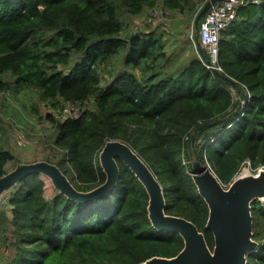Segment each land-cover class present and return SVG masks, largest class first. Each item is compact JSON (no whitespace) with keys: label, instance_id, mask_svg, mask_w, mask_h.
Returning a JSON list of instances; mask_svg holds the SVG:
<instances>
[{"label":"trees","instance_id":"1","mask_svg":"<svg viewBox=\"0 0 264 264\" xmlns=\"http://www.w3.org/2000/svg\"><path fill=\"white\" fill-rule=\"evenodd\" d=\"M205 2L0 0V91L35 89L57 110L67 102L83 103L79 117L56 120L52 110L47 113L62 152L56 164L75 187L90 191L103 184L101 151L108 141H124L162 183L166 212L194 222L214 249L210 209L192 177L193 166L210 164L228 185L248 161L255 169L264 165V2L241 7L222 33L219 74L205 64L209 55L200 39L198 54L171 72L163 65L169 58L162 33L122 36L124 14L139 16L161 3L191 22ZM124 49L123 67L109 69L107 80L104 69ZM75 59L80 61L72 67ZM8 73L14 82L4 79ZM246 98L245 106L240 99ZM15 159L0 148V177ZM118 162L116 187L88 203L58 190L48 198L41 174L21 181L0 207V264H140L179 254L184 238L152 225L146 188ZM252 213L259 246L246 264H264L259 200Z\"/></svg>","mask_w":264,"mask_h":264},{"label":"water","instance_id":"2","mask_svg":"<svg viewBox=\"0 0 264 264\" xmlns=\"http://www.w3.org/2000/svg\"><path fill=\"white\" fill-rule=\"evenodd\" d=\"M226 0H206L199 10L195 25L210 8ZM264 2V0H261ZM219 74L218 70H215ZM120 158L137 176L149 194V218L160 231L177 232L185 241L183 250L174 257H152L140 264H246L248 253L258 248L254 239L252 204L264 205V169L258 174L236 175L230 185H224L210 164L196 161L192 177L199 193L207 202L210 213L207 228L215 237L214 249L205 234L191 220L166 212L164 187L144 159L128 143L108 141L100 154L106 181L90 191H80L61 167L48 160L19 162L14 169L0 177V202L25 178L34 174L48 177L54 187L69 199L88 203L109 194L120 176Z\"/></svg>","mask_w":264,"mask_h":264},{"label":"rangeland","instance_id":"3","mask_svg":"<svg viewBox=\"0 0 264 264\" xmlns=\"http://www.w3.org/2000/svg\"><path fill=\"white\" fill-rule=\"evenodd\" d=\"M162 7L161 3L156 6V8ZM152 9H147L143 14L135 17L124 14L122 19L125 29L122 36L141 31L140 22L150 14ZM144 30H155L164 35L169 62L163 65L171 72L177 71L181 65L186 66L198 54L199 29L194 21L190 22L184 15L172 11L168 17L164 15L154 24L142 29ZM127 51V49L122 50L114 58L113 64H110L111 67L104 69L107 80L109 69L116 71L123 67ZM79 61L73 60L71 66L73 67ZM4 79L8 82L15 80L14 75L10 73L6 74ZM235 97L239 100L237 94ZM49 110L53 111L52 114L56 120L62 119L63 111L51 109L47 103L42 101L39 92L35 89H28L18 94L9 88L0 91V148L11 150L16 157L7 165L8 171L14 169L19 162L50 160L56 163L59 160L62 152L54 145L56 128L54 123L47 118ZM21 137H26L27 143L20 144ZM43 178L46 181V195L52 198L57 189L48 177L43 176ZM4 201L5 198L0 202V207L3 203L6 205ZM6 210L11 215L10 207L6 206ZM1 252L3 256L8 255L4 251Z\"/></svg>","mask_w":264,"mask_h":264},{"label":"built area","instance_id":"4","mask_svg":"<svg viewBox=\"0 0 264 264\" xmlns=\"http://www.w3.org/2000/svg\"><path fill=\"white\" fill-rule=\"evenodd\" d=\"M261 0H226L223 2L215 3L208 13L204 16L199 24V35L201 45L206 49L209 60L205 62L208 68L212 70L222 71V67L219 64V43L222 33L229 28L231 23L235 20L238 10L248 5L249 3H261ZM171 10L163 6L162 8H153L148 16H146L141 22L140 27L143 29L149 25L154 24L160 18L171 14ZM141 29V30H142ZM232 91L235 94L237 92L234 88ZM250 97V93H248ZM249 103L248 98L241 101L242 105ZM85 106L80 102H67L64 103L63 117H79L85 110ZM20 144L27 143L26 137H21ZM247 166V167H246ZM264 169V165L258 168H253L250 161H248L241 171L237 175L258 174ZM230 185V183L228 184ZM226 185V186H228Z\"/></svg>","mask_w":264,"mask_h":264},{"label":"bare ground","instance_id":"5","mask_svg":"<svg viewBox=\"0 0 264 264\" xmlns=\"http://www.w3.org/2000/svg\"><path fill=\"white\" fill-rule=\"evenodd\" d=\"M262 4V3H261Z\"/></svg>","mask_w":264,"mask_h":264}]
</instances>
